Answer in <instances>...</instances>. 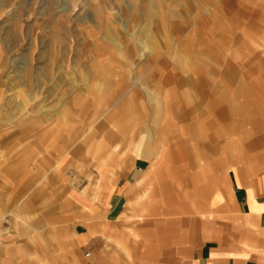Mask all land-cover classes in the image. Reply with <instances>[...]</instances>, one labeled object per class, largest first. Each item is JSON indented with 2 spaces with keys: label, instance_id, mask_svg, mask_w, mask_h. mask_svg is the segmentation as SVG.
Returning <instances> with one entry per match:
<instances>
[{
  "label": "rangeland",
  "instance_id": "1",
  "mask_svg": "<svg viewBox=\"0 0 264 264\" xmlns=\"http://www.w3.org/2000/svg\"><path fill=\"white\" fill-rule=\"evenodd\" d=\"M257 121L264 0H0V264H141L122 216L72 235L66 177L117 180L139 142L198 169Z\"/></svg>",
  "mask_w": 264,
  "mask_h": 264
},
{
  "label": "crops",
  "instance_id": "2",
  "mask_svg": "<svg viewBox=\"0 0 264 264\" xmlns=\"http://www.w3.org/2000/svg\"><path fill=\"white\" fill-rule=\"evenodd\" d=\"M262 126L256 122L252 151L264 143ZM252 151L234 148L195 169L173 151L157 165L158 150L139 142L117 180L101 177L92 188L82 175L66 177L79 218L72 235L114 239L122 216L129 241L133 230L139 237V257L118 241L131 263L264 264V151Z\"/></svg>",
  "mask_w": 264,
  "mask_h": 264
}]
</instances>
